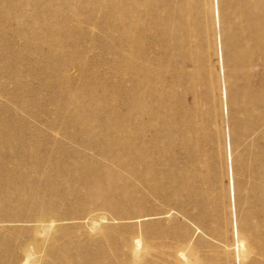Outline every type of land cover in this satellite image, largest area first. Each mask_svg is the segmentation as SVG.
<instances>
[{"label":"rangeland","instance_id":"374dc122","mask_svg":"<svg viewBox=\"0 0 264 264\" xmlns=\"http://www.w3.org/2000/svg\"><path fill=\"white\" fill-rule=\"evenodd\" d=\"M147 1L120 0L117 10L116 0H0L2 153L13 157L22 152L18 147L6 154L22 138L24 143H32L39 158L49 155L58 163L57 167L48 166L45 184H36L32 173L19 179L13 161L6 164V169L0 154L4 168H0V196L12 201L0 212L25 216L45 206L58 208L66 216L68 220L58 235L65 258L55 260L56 252L52 251L43 264H122L124 241H131L138 252L147 246L144 264H154L151 261L162 250L159 237L164 233L186 244V254L192 258L181 256L186 263L264 264V202L253 196L248 185L256 167L254 151L242 157V146L235 155L226 150V145L240 141L243 128L250 129L254 120L242 115L241 110L252 107L253 96L264 86L259 50L255 43H249L248 50L259 60L253 62L254 69L246 64L250 56L245 53L226 62L221 54L223 38H216L210 47L203 40L208 20L205 0H182L175 11L172 31L159 25L150 12L160 0ZM210 2L217 11L216 29L220 30L224 6L220 0ZM209 53L221 83L219 95L224 103L220 105L214 102L211 86L203 78ZM193 62L200 68L201 81L189 76L196 69ZM260 79L263 83L258 84ZM197 95L203 100L201 111L210 117L198 125L194 116L192 123L183 115L193 108ZM215 105L224 113V123L218 121L220 127L215 123L211 127ZM16 121H24L26 126ZM222 129L220 162L213 155L204 158L207 153L203 151L217 150L215 132ZM75 136H133L150 143H155L157 137L165 147L156 159L164 168L163 175H186L191 185L179 184V189L186 191L189 201L178 196L162 199L161 190H153L146 183H135L128 189L132 179L119 169L115 170L119 177L113 185L102 188L97 198L91 196L77 182L80 173L67 168L87 165L85 159L63 150L65 146L78 149L70 142ZM4 137L15 140L1 144ZM258 145L263 149L264 136ZM184 151L201 155L195 158V153L191 159ZM235 156H240L239 163L234 162ZM13 178L18 185L6 183ZM156 191L160 195L152 194ZM23 193L30 198L25 206ZM112 194L121 196L120 203H115L120 204V213L115 215L119 221L108 223L106 232L97 235L93 230L97 225L90 224L94 221L79 217L92 203L108 200ZM129 197L134 201L125 204ZM200 201L204 205L199 206ZM168 208L171 214L164 215ZM185 212L188 217L192 214L200 219L186 221ZM238 223H244L247 229L238 230ZM254 227H259L257 235ZM9 228L20 232V240L27 239L32 229L27 224H10ZM233 239L236 246L230 247L224 257L225 247ZM17 240L9 233L0 239V264H15L10 258L17 255ZM259 243L263 246L258 252Z\"/></svg>","mask_w":264,"mask_h":264},{"label":"bare ground","instance_id":"6f19581e","mask_svg":"<svg viewBox=\"0 0 264 264\" xmlns=\"http://www.w3.org/2000/svg\"><path fill=\"white\" fill-rule=\"evenodd\" d=\"M205 2V9L208 14V20L205 24L206 31L203 33V40L205 44L210 47L212 41H214L216 38H218V40L223 38L224 41L222 43L221 54L223 55L222 57L226 60V62L229 61L233 56L245 53L250 56L246 62L249 68L254 69L253 62L259 61L258 58H260L264 64V0H220V3L224 6L222 7V20L219 21L222 25L220 30L216 29V21L218 18L217 11L213 10L210 0H205ZM180 3H182V0H160L156 2L155 6L150 8V12L153 13L154 17L157 18L156 20L159 25L164 24L167 28H169L170 31H172L174 27L173 22L175 11H177ZM119 7L120 0H116V9L118 10ZM249 43L256 44L257 49L259 50L258 58H255L254 53H252L251 50H248ZM199 49L200 48H197L196 50ZM217 50L218 56H220L219 48H217ZM210 57L211 54L209 53V57H207V73L205 75L203 74V78L207 80L206 85L211 86L212 95L215 97L214 102L216 105H220L224 103L222 101L223 99L221 95H219V92L221 91V83L219 74H216L214 71V64L212 63ZM192 64H194V68L196 69H194L189 76H191V79H194V81H201L202 77L200 76V68L197 66L196 62H193ZM257 83H263L262 79L258 80ZM195 87L201 89L199 85H195ZM251 101L252 107H245L241 110L242 115L254 119L251 128H243L240 141L231 142L230 145H226V150L233 152L235 155V153L237 154V148L242 146L244 151V153L241 154L242 157L247 155V153L251 154L254 151V163L256 164V167L250 173L248 185L251 188V193L253 196L257 197L260 203H263L264 145L263 149H260L258 142L260 141V137L264 136V86L255 93ZM216 105L214 110V118L211 116L213 119L211 127L214 125V123L220 127L221 125L218 122L219 120H222V123H224V113L222 110L217 109ZM202 107V97L197 95L195 96L193 108L186 109L183 112V115L184 117L190 118L192 123V118L194 116V123L198 125L199 121L210 119L207 114L205 115L201 111ZM132 119L133 117L130 118V122ZM16 123L23 124L24 127L26 126L24 121H16ZM1 131L2 129L0 130V134ZM222 132L225 131L222 129V131L218 130L215 132L216 141L218 143L217 150H211L208 152L203 151L204 153H207L204 155V158H207L208 155H213V158L220 162L221 139L224 138ZM19 140L21 141L16 147L8 148V151L6 152V154L12 153L14 152V148L19 147L22 152H17L14 155L16 156V159H14V156L12 157V155H3L2 152L5 153V145H0V154L4 157V159H2V164L6 166V169H8L9 166L6 164H11L13 161V164L16 166L15 171L19 174V179L21 178V180H23V178L27 177V174L32 173L36 175V184H45L47 182L46 178H49L48 173L50 172V168H48V166L52 165L57 167L58 163L55 162L56 158L51 159L52 157H49L48 155V158L41 159L39 158V153L34 151L32 143H24L22 138ZM13 141L10 139V137H4L1 144L6 142L9 144ZM70 142L71 144L77 145L78 149L70 150V147L65 146L63 150L72 153L78 159H85L87 165H84L82 168L79 166L80 169L77 166H69L67 167L68 171L77 170V173H80L79 180H77V182H80L82 188L86 189L93 197L97 198L102 188L114 184V181L117 179V177H119L118 173H115V170L119 169L121 172L129 174L132 179L127 185L128 189L134 187L135 183L140 185L146 183L153 190H161L162 199L171 200V197L178 196V198L182 199V197H184L187 202L189 201L185 195L186 191L179 189V184L189 187L191 185L190 179L182 172H173L170 177L163 175L164 168L157 162L156 159H158L160 155H163L165 147H161L160 144H162V142H158L157 137L155 139V143H150L148 140H140L138 138H134L133 136H130L128 139L122 137H111L109 139H84L77 138L75 136L70 139ZM197 147L200 148V145ZM180 151L182 152V150ZM174 152L175 151L171 152L170 154ZM185 153L188 154L191 159H193V155L195 153H197L195 158L201 155L199 152ZM97 157L99 159H97ZM239 159L240 156H235L234 162L239 163ZM200 165L201 162L199 161L198 166L200 167ZM0 168L3 167L0 165ZM256 182H258L260 185H252ZM6 183L9 185H18V180L13 178L11 181L9 180ZM116 190L120 189L116 188ZM152 194L155 196L160 195V193L157 191L153 192ZM23 198L25 200L23 206H25L26 202L30 201V198L27 197L26 193H23ZM120 198V195L116 196L115 194H112L108 200H100V202L92 203L90 206L85 208L84 214L79 218L82 220L94 221V223L90 224L97 225L93 229L95 234L102 236V234L106 232V226L108 223L119 221L116 219L115 215L120 213L118 208V205L120 204L115 203H120ZM115 199H117L116 202ZM144 199H146V197L142 198L141 200ZM132 201L134 200L130 199L129 197L125 204H128ZM11 203V200L6 201L2 198V196H0V208H3V205L8 206ZM202 205H204V202L200 201L199 206ZM179 210L180 209H178V211ZM171 212L172 209L168 208V211L165 212L164 215L171 214ZM185 215L187 216L186 212ZM187 217H185L184 220L191 221V218L193 217L196 218V221L200 219L198 215L192 214H189V217ZM67 220L68 219L66 216L55 207L47 208L45 206H38L33 214L27 213L25 216L20 214L10 215L0 212V239L3 238V236H5L7 233L13 235V237L15 236L18 239V245L16 249L17 255L13 258H10V261L15 264H43L52 251L56 252L54 256L55 260L59 261L62 258H65L63 257L64 249L58 241V235L62 231L61 225ZM193 223L199 229H201V226L198 222L194 221ZM10 224L31 225L32 229L29 231L27 239L20 240V236H18L20 232L18 233L16 229L9 228ZM228 227L229 223L226 221L225 228L227 229ZM247 227L248 226L244 225V223H238V230L240 231H244L247 229ZM204 228L206 227L204 226ZM253 229H256L254 233L257 235L259 233V227H254ZM201 230L206 233L205 230ZM225 234L226 235H223L226 236L225 239H227L226 231ZM237 234L240 236L239 232ZM241 236H243L242 232ZM159 238L163 244L162 250L159 252L160 254L157 255V259L153 258L151 262H154V264H163V262L168 264H196V261L186 263L182 260L181 256H184L189 260L192 258L188 256V252L186 254V244L177 241L180 240L177 236L172 237L171 235L164 233L162 237ZM234 246H236L235 239H233L232 244L227 245L225 248L229 249L230 247ZM262 246L263 245L261 243L257 244L256 250L259 252L262 249ZM146 247L138 252V249L133 247L131 241H124L122 250L125 252V255H121L120 262L122 264H144L146 262L148 252V247ZM183 247L184 250H182ZM228 249L225 251V253H223L224 257L228 256V253L230 252V249ZM192 257H194L193 253Z\"/></svg>","mask_w":264,"mask_h":264}]
</instances>
